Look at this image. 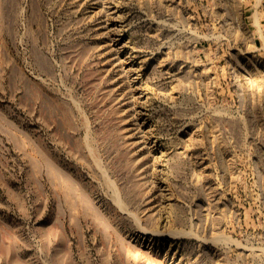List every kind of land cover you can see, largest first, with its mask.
Instances as JSON below:
<instances>
[{
  "label": "rangeland",
  "instance_id": "374dc122",
  "mask_svg": "<svg viewBox=\"0 0 264 264\" xmlns=\"http://www.w3.org/2000/svg\"><path fill=\"white\" fill-rule=\"evenodd\" d=\"M0 264H264V0H0Z\"/></svg>",
  "mask_w": 264,
  "mask_h": 264
}]
</instances>
